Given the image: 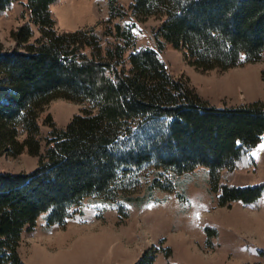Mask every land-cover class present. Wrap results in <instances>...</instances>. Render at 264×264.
I'll return each instance as SVG.
<instances>
[{
	"label": "trees",
	"instance_id": "obj_1",
	"mask_svg": "<svg viewBox=\"0 0 264 264\" xmlns=\"http://www.w3.org/2000/svg\"><path fill=\"white\" fill-rule=\"evenodd\" d=\"M60 1L0 0V18L18 4L24 20L10 31L20 48L0 47V148L37 160L29 172L0 171V264H23L20 238L39 219L62 227L96 198L140 207L200 169L217 206L257 207L264 182L238 187L231 180L254 167L264 104L209 105L159 52L180 51L201 71L260 63L264 0H99L97 26L72 31L56 28L51 8ZM150 18L157 50L136 49L133 25L119 21ZM59 98L84 105L62 128L49 114L41 121L43 108ZM142 185L140 195L129 192ZM152 262L145 253L138 264Z\"/></svg>",
	"mask_w": 264,
	"mask_h": 264
},
{
	"label": "rangeland",
	"instance_id": "obj_2",
	"mask_svg": "<svg viewBox=\"0 0 264 264\" xmlns=\"http://www.w3.org/2000/svg\"><path fill=\"white\" fill-rule=\"evenodd\" d=\"M98 1L61 0L51 8L57 30L97 26L102 18L94 10L98 9V4L94 7ZM20 13L21 6L16 4L0 18L2 51L20 48L10 38V31L24 23ZM119 23L133 25L136 49L157 50L153 36L156 20L124 19ZM159 55L209 105L231 108L254 102L264 104V57L260 63L221 72L195 69L188 65L182 52L168 47ZM83 108V104L59 98L43 108L41 121L49 114L62 128ZM47 133V127L41 126V136ZM261 145L264 135L250 152L254 167L236 172L231 180L233 185L264 182ZM36 165L35 157L27 154L13 157L0 148L1 172H29ZM140 174L146 178L150 169L145 168ZM175 182L173 192L155 190L152 202L140 207L124 206L120 201L108 204L96 198L85 201L78 208L81 214H75L62 227L46 226L39 219L20 238V259L23 264H138L149 253L152 264H264V193L257 207L241 203L219 207L206 171L200 169L178 176ZM144 188V185L132 187L129 192L140 195ZM205 227L215 231L214 238H208Z\"/></svg>",
	"mask_w": 264,
	"mask_h": 264
},
{
	"label": "bare ground",
	"instance_id": "obj_3",
	"mask_svg": "<svg viewBox=\"0 0 264 264\" xmlns=\"http://www.w3.org/2000/svg\"><path fill=\"white\" fill-rule=\"evenodd\" d=\"M74 14L77 16V13L74 12ZM74 21V19H72L71 21L69 20L70 23H72Z\"/></svg>",
	"mask_w": 264,
	"mask_h": 264
},
{
	"label": "snow or ice",
	"instance_id": "obj_4",
	"mask_svg": "<svg viewBox=\"0 0 264 264\" xmlns=\"http://www.w3.org/2000/svg\"><path fill=\"white\" fill-rule=\"evenodd\" d=\"M261 150H264V145H261Z\"/></svg>",
	"mask_w": 264,
	"mask_h": 264
}]
</instances>
